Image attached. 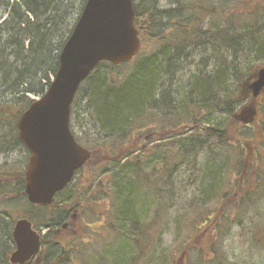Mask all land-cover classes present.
<instances>
[{"label":"trees","instance_id":"trees-1","mask_svg":"<svg viewBox=\"0 0 264 264\" xmlns=\"http://www.w3.org/2000/svg\"><path fill=\"white\" fill-rule=\"evenodd\" d=\"M35 1L38 3L40 2L42 8L46 9L48 5L57 0H33V2ZM253 1L257 2L258 0ZM84 2L85 0H83L82 6ZM24 3L28 10L26 2ZM184 4L187 9L181 10L179 8H162L155 0H133L135 12L134 24L142 41L140 52L131 61L124 64L114 65L106 61L100 62L79 88L80 91L83 84H85L88 89H93L92 92L88 93V99L95 113L98 132L102 135L103 140L90 147L91 157L77 173L84 174L88 172L90 174L89 177L91 182H86L85 191H91V195L96 186L100 187L101 177L103 178L106 176V182L110 189L108 194V199L111 201L110 217L113 220L110 222L117 227H122L118 220L127 215L126 212L124 213L122 205L125 193H127L131 185L139 186L138 189L143 191V196L146 198L145 203L148 201L150 203L157 200L160 201L167 195L162 188L166 179H171L172 175L175 173V168L177 166H182V164H179L174 159L175 152L173 150H175L176 147H182V149H184L183 151L187 152L185 147L188 149L192 148V143L195 142V146L205 143L213 147L227 148L231 150V156L226 157L229 162L233 156H237L238 158L244 156V161L242 160L240 165L241 167L239 169L237 168L238 171L235 174V182L230 179L225 180V173L228 167L227 165L229 164L226 163V158L225 161L223 159L219 161L221 162L222 168L225 166L222 164H226V169L224 171L219 168L208 174L210 182L206 188L209 194L206 195L207 199H219L221 202L225 201L227 198L221 193V189L228 183L233 185V192L230 194V200H233V203L236 202V204H230V206L233 205L235 208L233 214L231 216H226L224 211L227 208L225 206H218L216 209H208L207 207L202 208L203 211H201V213L198 212L196 217H194V219H200V228V226L209 225L208 221L212 216L216 215L215 221L212 223V232L217 234L216 238L209 243V250L206 252V257H199L196 264H233L228 262L226 253H224L226 248L222 244L220 234H222L223 231L226 232L230 226L231 228L233 226H239L243 231L245 227H247L248 233L252 221L249 215L251 212H254L259 205L264 206V148L262 152L259 150L251 151L250 148H243V134L240 133L239 128L236 129L237 131L232 130L233 125H230V123L239 120L236 114H232V112L226 121H216L219 126L215 125L214 127L201 125L198 122L199 117L203 116L202 113L210 108L200 111L199 109L196 110L195 107L193 111H187L180 107V111L177 109L171 111L168 117L169 121L166 122L165 125L171 126L172 124L173 126L171 127L178 125L182 126L183 129L191 131V135L183 137V140L175 139L172 148L169 150L161 149L158 144L151 146L149 150L145 141L150 137V142L153 144L152 135H149V130L151 129L150 134H153L152 128L156 127L159 129L162 126L163 118L160 112L152 110L144 111L140 107L143 102L149 100L151 93L156 92L159 88L161 89L163 78L170 72V68L167 66L170 56L166 53L169 51L168 44L173 49L190 44L195 48L205 50L208 49V47L218 48L219 50L215 51L216 53L221 51V45L225 47V49L222 48V50H226L228 46L229 48H233V50L241 49L247 54L244 75L248 76L252 72L248 66L250 64L249 59H251L253 63L264 59V6L260 5L262 10L256 7L253 11H246L244 9L245 5L243 0H229L226 4L222 2L217 6L214 4L205 5L202 2L197 4ZM82 6L76 11L75 14L77 16ZM227 7H231V10L227 11ZM182 11L187 14L186 20H181L179 18ZM42 14L43 13H32L31 16L36 19ZM259 17L263 18L260 27L258 23L256 24ZM72 18H74V16H69L65 22L59 24L60 31L67 27V30L65 29L64 31L65 35L69 33L70 28L76 21V17L74 19L75 21H70ZM20 19L26 23L29 21L27 15H22ZM218 19L225 20L226 25H221ZM36 22L38 23L37 19ZM33 27L34 26L28 30L29 34H31V40L27 48L29 51L21 53L24 48V43L23 41H19L15 33V39L12 36L11 43L17 47V50H20V62L23 61L24 63L26 69L25 73L28 75L29 71L33 72L34 81L37 80L38 75L39 77L42 75V81H46L47 84H49L50 75L54 74L58 67L57 56L60 50L57 48L51 53L48 33L44 38V35L38 32V29L36 32L33 31ZM0 28H2L0 29V42L5 41L10 43V39H6L7 35L5 30L7 27L2 26ZM202 28L204 30H202ZM184 39L188 40V42H182ZM1 52H3V50H0V53ZM250 53H253L252 57H249ZM39 69L41 71L37 75L36 70ZM2 73H8V75L11 73L16 74L12 64L8 65ZM23 75L24 74L21 72L19 75L20 78H22ZM233 76L236 77L234 74ZM236 78H238L237 85L235 84L233 87L231 85H225L228 93L225 100L230 101L233 105H240V103L242 104V99L239 96L237 87L240 86L241 76ZM219 80L220 76L218 74H214L213 77H211L210 81L212 83L209 86L211 92H213L215 86H221L218 83ZM15 81L16 83L19 82L17 79ZM76 99L77 97L72 103V109L76 105ZM26 105L27 104L22 105V109ZM18 116V113L17 115H13V120L16 121ZM124 121L125 123L129 121L130 124L122 123ZM120 125L123 127L120 129L123 137L113 134L116 138L111 140L107 139L106 137L111 135L107 134V132L109 133L110 129ZM13 131L14 133L12 136H16L14 124ZM262 133L264 135V130ZM182 134L183 133H181V135ZM77 139L80 142L82 141L79 137H77ZM140 140H143V142L138 143ZM234 157L233 160H235ZM236 163L237 162H235V164ZM119 167H127L129 172L124 175L122 172L118 171L120 169ZM246 167L248 174L242 177L241 171L243 172V169ZM11 175L4 176L5 179L7 177H13L9 183L3 182L10 191V194L12 193L14 195L12 198L27 203L24 193L23 172L15 176ZM78 183L75 184L72 181L62 192L56 194L53 203H51L49 207L52 212L49 213V216L42 214V220L39 221V224L35 221V213L48 208L27 203L31 210L27 211L25 216L38 225H49L54 223L55 226H57L60 224V221L62 219L65 220L67 215L71 212L82 214L78 209L82 196V192H80L81 187L78 186ZM0 190L2 191L0 194H6L3 192L5 189ZM132 199L135 202L138 201L136 193ZM203 206L205 205H200V207ZM196 207L199 208V205ZM159 214H161L163 218L166 214L165 208L160 211L158 215ZM204 214L205 219L203 220L201 217ZM194 219L188 218L190 222H193ZM248 219L249 222L246 223L245 220ZM13 221V219L6 217L5 213L0 211V235L3 234L4 244L6 245L5 248L7 249V252L0 255L1 264L8 263V249H11L12 245L11 229ZM64 224L65 222L63 224L61 223V226L63 227ZM193 228L197 227H190L191 231H193ZM258 231H260V228L257 225L252 229L251 235L246 236L243 242L247 243L252 239L256 243L258 240ZM152 233L155 236V232L153 231ZM139 235H142V242L147 249L148 240L146 233L141 232ZM121 238L119 240L122 245L124 243ZM157 239L154 240V243ZM56 240L57 246L61 243L60 241L63 240V238L57 235ZM77 248V243L73 244L69 250L62 251L49 261L50 264H89L80 256L81 254ZM110 249L111 246L105 249V253H107L105 254L106 260H110L109 258L107 259ZM209 254L211 255L210 257ZM152 255H154V252H152ZM145 259L146 258L143 257L144 261ZM133 262L131 261L129 264H133ZM107 264L109 263L107 262Z\"/></svg>","mask_w":264,"mask_h":264},{"label":"rangeland","instance_id":"rangeland-1","mask_svg":"<svg viewBox=\"0 0 264 264\" xmlns=\"http://www.w3.org/2000/svg\"><path fill=\"white\" fill-rule=\"evenodd\" d=\"M155 1H157L160 7L169 8L174 6L176 2L186 3L192 0ZM217 1L218 0H201L199 2H202L205 5L214 4L217 6ZM243 1L245 5L244 9L246 11H253L256 7L262 10L260 5L264 6V0H258L257 2L253 0ZM68 2L69 7L70 5H73L78 10L81 8L83 0H68ZM5 6L6 4L4 3V0H0V22L4 20L5 10L3 11V9ZM226 10H231V7H227ZM262 19V17H259V20L256 22L259 27L260 23L262 24L263 22ZM65 21L66 19L60 23ZM218 22H220L221 25H226V21L223 19H218ZM65 29L62 33H64ZM184 47L185 49L182 51L184 56L181 57L183 61L181 62L182 65L180 67L184 76H189L192 72H196L198 69L208 71L213 67L214 59L217 56L215 51L219 50L218 48L208 47V49L205 50L195 48L192 44L185 45ZM222 48L225 49L224 45L220 46V50H222ZM228 48L229 46L226 50H233V48ZM252 55L253 53H250L249 57H252ZM249 61V68L251 70H255L258 66L262 65L264 59L256 63H253L251 59H249ZM233 74L236 77L241 76L240 84H242L246 76L244 75V66H239ZM236 77L231 76L228 80V85H231L232 87L235 84L237 85L238 78ZM51 78L52 76L50 75V79ZM3 81L4 78L2 77V74H0V85L7 90ZM164 88L167 89L166 87ZM87 89V86L83 84V87L77 95V102L71 113L70 128L73 133L77 135V137L82 139L81 142L83 143V146L85 145V147L91 149L90 147L97 144V142L101 140L102 136L98 133L96 117L94 110L91 108L89 103ZM237 90L238 92L240 91V86L237 87ZM243 90H246V88ZM6 92L8 95L3 97H1L2 92L0 93V189H5L3 192L8 195L0 194V211L5 213L6 217L16 220L31 209L30 206L22 200L19 201L12 198L14 195L12 193L10 194V191L3 181L9 183L13 177H7L5 179L4 176L11 174L15 176L19 174L23 171L26 164V155L23 149L19 147L15 141H10L11 139L9 138L11 137L14 124L13 114L22 110V105L17 103L18 97H24L25 101L28 97L25 95L23 96L20 90H18L17 94L12 95H10L9 91ZM240 95L242 96V94ZM5 97L10 100L5 99ZM29 97L33 98L35 96ZM243 98L241 97L242 104L240 103L239 109L236 110V113H238L241 108L246 107L250 101L249 97H245L244 100ZM257 104V113L254 116L253 122L248 125H243V123L238 120L230 123V125H233L232 130L239 128L240 133L243 134V148H250L251 151L259 150L262 152L264 148V135L262 133L264 130V90L258 98ZM221 118L223 119V117ZM8 140L17 148L11 150L9 144L7 143ZM145 141L150 150V147L154 145L150 144L151 138L148 137ZM141 142H143V140H140L138 143ZM214 147V157H219V161H222L221 159L225 161L227 156H231L230 149L221 147L218 148L216 146ZM178 153V151H175L174 153L176 162H178ZM233 157L230 159V162L226 158V163L229 164L227 165L228 167L225 173V180L230 179L235 182V174L238 171L237 168L239 169L241 167L240 165L242 160L244 161V156H242V158H238L236 156L234 157L235 160H233ZM235 162L237 163L235 164ZM201 166V162L196 163L194 168H185L186 166L184 167V165L180 167L177 166L171 179H166L164 186L162 187L164 192L168 194V192H170L169 188H172L175 189V191H181V195L176 196V207L165 209L166 214L163 216L164 225L157 229L155 236L152 231L146 233L148 240L147 249L144 247V243L142 242V235H128L125 231H123V229L110 222L113 220L110 217L111 201L108 199L110 189L106 182V176L103 178L101 177L100 187L96 186L92 192L93 194L91 195V191H85L86 182H91L89 177L90 174L88 172L84 174L78 173L77 177L74 178L73 183L76 184L79 182L78 186L81 187L80 192H82V196L80 198L78 209L82 212V214L71 212L67 215L65 220L62 219L60 224L55 226H59L58 228H53V230H56V236L59 235L63 238V240L60 241V244L51 248L49 251L46 247L41 249L42 256L47 255L43 262L41 260V264L48 263L55 255H58L62 251L69 250V248L75 243H77V250L80 252V256L84 259V261H87L89 264H107L105 255L107 253H105V249H108L109 246H111V248L120 246L121 243L119 239L121 237L124 245L127 246V248L132 249L134 256L132 260V262L134 261L133 264H196L199 257H206V252L209 250V243L216 238L217 234L212 232V223L215 221L216 215L212 216V218L208 221L209 225L200 226V228V219H194V217H196L198 212L201 213V211H203L202 208L207 207L208 209H216L218 206H225L227 209L224 211V214L226 216H231L235 211V208L233 205L230 206V204H236V202L233 203V200H230V194L233 192V185H230V183L226 184L221 189V193L227 198L223 202L219 199H211L205 203V206L200 207V204L192 199L193 197L196 198L192 193L195 187L192 186V183L190 182L193 180L194 176H192L189 171H192V169L195 172L196 170L200 171L198 168ZM247 171L246 167L243 169V172L241 171V176L245 177L248 174ZM1 192L2 191L0 190V193ZM191 203L198 204L199 208L196 207L197 205H192ZM51 212L52 210L49 208L46 210H40L35 213V221L39 222L42 220V214L49 216V213ZM249 216L252 218V221L248 233L247 227H245V230L243 231L239 226H233L232 228L230 226L226 232L223 231V233L220 234L222 244L226 248L224 253H226L228 262L230 263L264 264V206L259 205V207L256 208L254 212H251ZM188 218H193V222H190ZM201 219H205V214L201 217ZM64 222L66 226L62 227L61 223L63 224ZM245 222L248 223L249 219L245 220ZM257 225L260 228V231L257 233V242L255 243L251 239L250 242L244 243L243 241L245 237L248 235L250 236L252 229H254ZM192 226L197 228H193V231H191L190 227ZM155 239L157 240L154 243ZM0 240L4 242V239ZM152 252H154V255H152ZM210 256L211 255L209 254V257ZM143 257L146 258L145 261L143 260Z\"/></svg>","mask_w":264,"mask_h":264},{"label":"bare ground","instance_id":"bare-ground-1","mask_svg":"<svg viewBox=\"0 0 264 264\" xmlns=\"http://www.w3.org/2000/svg\"><path fill=\"white\" fill-rule=\"evenodd\" d=\"M228 1L229 0H218L217 5L222 2L226 4ZM24 2H26L29 11L26 9V5ZM4 3L7 6L3 9V11L5 10L4 20L0 22V27H7L5 30V33L7 35L6 39L9 38L10 43H7L5 41L0 42V50H3V52L0 53V74H2V77L4 78L3 84L7 87V90H5L4 87L0 85V93L2 92L1 97H3L8 95L6 91H9L10 95H12L17 94V90H20L23 96L25 95L28 97L26 101L24 97H18L17 103L19 105L27 104L22 110L17 112L19 118L21 115V111L28 107L29 102L34 99H39L43 96L49 84H47L46 81H42V75L39 77L38 74L41 71L40 69L36 70V74L38 75V77L35 81L33 80V72L29 71L28 75L25 73L26 69L24 67V63L23 61L20 62V50H17V47L11 43V37H14L15 33L19 38V41H23L24 48L22 49L21 53L29 51V49L27 48L29 47L31 34H29L28 30L31 29L32 26H34L33 31L36 32L38 29V32L40 34L42 33L44 35V38L45 35L48 33V39L50 40V51L52 53L57 48H59V50L62 49L63 44L68 39L73 28L72 26L70 28L69 33L65 35L64 33H62L64 29H62L61 31L59 30V23L67 19L69 16H74V18H72L70 21H75L78 16L75 14L77 9L73 5H70L69 7L68 0H57L56 2H52L50 5H48L46 9L42 8L40 2H33V0H4ZM186 3L197 4L199 3V0H192ZM169 8H179L181 10L187 9L185 4L182 2H176L174 6ZM32 13H43L42 15L36 18L38 23L36 22V19L32 18ZM22 15L28 16V23L20 19ZM186 15L187 14L182 11L179 18L181 20H186ZM202 30L204 29L202 28ZM182 42L187 43L188 40L184 39ZM168 49L169 51H167L166 53L170 56V58L169 62L167 63V66L170 68V72L163 78L161 89L159 88V90H157L156 92L151 93L149 100L147 102H143L140 107L144 111L152 110L160 112L165 123L162 121V126L159 129H157L156 127L152 128L153 134H150V129L149 135H152L153 144H158V146L163 150L171 149L175 139L183 140V137L189 136L192 133L189 130L183 129L182 126L179 125L175 127H171L173 126L172 124L171 126L165 125L166 122L169 121L168 117L170 116L171 111L174 109L180 111V107H182L187 111H193L196 107V110L199 109L200 111H202L206 110V108H210L209 110L202 113L204 117H199L198 122L201 125L214 127L215 125L219 126L216 121H226L231 112L232 114L236 115L243 113L242 109L238 113H236V110L239 109V105H233L232 103H230V101L225 100L228 95L225 85L228 86L229 78L233 76V73L239 68V66L245 67V59L247 57V54L244 53L241 49H234L231 51L226 50V52L225 50H221L216 53L217 56L214 59L213 67L210 68V70L206 71L203 69H198L196 72H192L189 76H184L180 67L182 65L181 62L183 61L181 57L184 56L182 51H184L185 47L182 46L181 48L173 49L168 44ZM21 55L24 56L23 54ZM10 64L13 65V69L16 74L11 73L10 75H8V73H2L4 72L5 68L8 67V65ZM21 72L24 74L22 78H20L19 76ZM214 74H218L220 76V80L218 81V83L221 86H215L213 92H211L209 89V86L212 83L210 79L211 77H213ZM51 76L53 77L54 74H51ZM16 79L17 81H19L18 83H16ZM164 87H166L167 89H165ZM92 90V88L88 89V93L92 92ZM29 96L35 97L31 98ZM5 99H7V97H5ZM17 113L13 115H17ZM221 117H223V119ZM122 123L130 124L129 121H127L126 123L124 121ZM122 128L123 127L120 125L110 129V132H107V134L111 135H108L106 138L109 140L116 138L113 136V134H117L120 137H123L120 130ZM13 133L14 131L12 130V135ZM181 133L183 134L181 135ZM102 140L103 137L100 141ZM194 143L195 142L192 143V148L188 149L185 147V150L187 152H184V149L179 146L176 147L173 151L179 152V157H177L178 163L184 165V167L186 166L185 168H194L196 163H202V166L198 168L200 169V171L196 170L195 172L193 169L192 171H188L191 173L192 176H194L193 180L190 182L192 183V186L195 187L192 193L195 195L196 198L193 197L192 199L198 202L200 205H205V203L210 200L206 198V195H209L206 189L210 182L208 174H210L211 171L218 170L219 168L224 171L226 169V164H222L225 165L224 168L221 167V162H219L220 158L214 157L213 146L205 143L199 146H195ZM12 148L16 149L17 147L14 146ZM119 168L120 169L117 170L119 172H122L124 175L125 173L129 172V169L127 167ZM138 187L139 186L131 185L127 190V193H125L122 207L124 213L126 212L127 215L121 217L118 220L122 226L119 227L131 236H138L141 232L148 233L154 231L155 233H157V229L164 225L163 218L161 214L158 215V213L164 208L167 209L171 207H176V196H180L181 191H175V189L169 188L170 192H168V194L160 201L157 200L153 203H150L148 201L145 203L146 198L143 196V191L139 190ZM135 193L138 199L137 202L132 199ZM0 239H4L3 234L0 235ZM5 247L6 245L4 244V242L0 240V255H3L4 252H7V249ZM11 251V249H8V253H10ZM55 257L56 255L54 256V258ZM133 257L134 256L132 249L127 248V246L122 244L118 247H113L108 251L107 259L109 258L110 260H106V263L108 262L109 264H129L133 260ZM52 259L53 258H51L50 261ZM7 264L13 263H10V261H8Z\"/></svg>","mask_w":264,"mask_h":264},{"label":"water","instance_id":"water-1","mask_svg":"<svg viewBox=\"0 0 264 264\" xmlns=\"http://www.w3.org/2000/svg\"><path fill=\"white\" fill-rule=\"evenodd\" d=\"M134 15L132 0H86L59 52L47 90L21 113L17 135L30 153L24 170V191L30 203L49 205L89 159L90 151L75 141L69 129L71 104L80 84L101 61L118 65L139 52L141 39ZM245 85L253 97L247 122L256 114V97L264 90V65L242 88ZM12 238L15 249L10 263L23 264L39 248V235L26 218L15 221Z\"/></svg>","mask_w":264,"mask_h":264},{"label":"flooded vegetation","instance_id":"flooded-vegetation-1","mask_svg":"<svg viewBox=\"0 0 264 264\" xmlns=\"http://www.w3.org/2000/svg\"><path fill=\"white\" fill-rule=\"evenodd\" d=\"M15 129H16V136H12L11 134V137L9 139H11L10 141H15V143L23 149L26 155V163H27L29 153L22 146L21 142L18 139L16 125H15ZM10 141L8 140L7 143L9 144V147L13 149L12 147L14 146L10 143ZM53 228H54V224H49V225L43 224L37 228L39 232V239H40V250L35 255V257L31 261L27 262L26 264H41V260L43 262L44 258L47 256V255L42 256L41 249L46 247V249L49 251L51 248L56 246V239H55L56 230H53ZM46 264H49V263H46Z\"/></svg>","mask_w":264,"mask_h":264}]
</instances>
